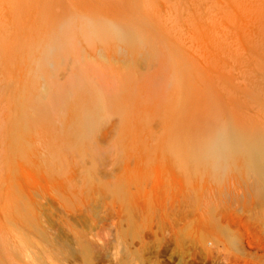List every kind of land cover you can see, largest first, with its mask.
<instances>
[{
  "label": "rangeland",
  "instance_id": "1",
  "mask_svg": "<svg viewBox=\"0 0 264 264\" xmlns=\"http://www.w3.org/2000/svg\"><path fill=\"white\" fill-rule=\"evenodd\" d=\"M258 133L264 0H0V264H264Z\"/></svg>",
  "mask_w": 264,
  "mask_h": 264
},
{
  "label": "bare ground",
  "instance_id": "2",
  "mask_svg": "<svg viewBox=\"0 0 264 264\" xmlns=\"http://www.w3.org/2000/svg\"><path fill=\"white\" fill-rule=\"evenodd\" d=\"M103 24V23H101ZM124 30V28H123ZM135 35V34H134ZM50 46H47L49 48ZM36 59L39 60L37 61L39 65L44 68V65L46 63V57L44 55H39L36 56ZM38 68H41L39 67ZM41 68V69H42ZM39 70V72L41 71ZM36 70V71H37ZM38 73V71H37ZM36 73V75H37ZM49 92L52 96V100H59V99H65L66 93L64 94H59L57 90L49 89ZM86 101L88 102V106H85L84 109L81 111H78L77 113V118H76V126H81V127H89L91 126L94 121H96V108L98 107V104L100 105L101 102H98L94 104H90L91 101L88 98H86ZM65 102V101H64ZM46 113V112H44ZM36 114H38L36 112ZM228 120L226 117H213L210 119L208 124H205V126H201L200 131L194 132L191 134L193 138H199L202 139L200 146H196L197 149L200 150L199 153H205L207 152L212 145L215 143L219 142L223 138H229V139H238L242 138L246 135L242 130H240L238 127L235 126H229L227 124ZM253 136V139L255 141L252 142L251 144V151L254 152L257 155H263V158L258 159L256 162L257 168L260 169L264 165V135L261 133L258 134H251ZM68 145V143H67ZM61 147L56 146V150L59 151Z\"/></svg>",
  "mask_w": 264,
  "mask_h": 264
}]
</instances>
